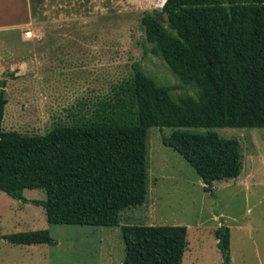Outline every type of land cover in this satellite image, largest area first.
Listing matches in <instances>:
<instances>
[{
    "label": "trees",
    "instance_id": "1",
    "mask_svg": "<svg viewBox=\"0 0 264 264\" xmlns=\"http://www.w3.org/2000/svg\"><path fill=\"white\" fill-rule=\"evenodd\" d=\"M146 41L199 96L174 98L139 62L111 109L45 134L5 130L7 78L0 80V191L43 206L49 223L120 226L125 209L148 197L150 127H264V0H166L143 16ZM214 194V182L238 177L237 139L216 131L164 135ZM26 189H44L30 199ZM123 264H183L186 225H121ZM222 264H231V229L215 231ZM13 244H56L49 229L3 236Z\"/></svg>",
    "mask_w": 264,
    "mask_h": 264
},
{
    "label": "rangeland",
    "instance_id": "2",
    "mask_svg": "<svg viewBox=\"0 0 264 264\" xmlns=\"http://www.w3.org/2000/svg\"><path fill=\"white\" fill-rule=\"evenodd\" d=\"M166 0H30L32 30L0 34V80L7 78L5 130L45 134L58 125L91 122L111 109L120 84L133 78L139 62L174 98L199 96L162 54L146 41L143 16ZM11 39V40H10ZM183 130L216 131L237 139L242 172L214 182L206 191L194 167L163 142ZM147 146L148 197L125 209L123 224L186 225L189 249L183 264H222L215 231L231 229V264H264V127H150ZM30 199H46L44 189H26ZM120 226L49 223L45 208L0 191V264H120L125 241ZM49 229L56 244H13L3 236Z\"/></svg>",
    "mask_w": 264,
    "mask_h": 264
},
{
    "label": "crops",
    "instance_id": "3",
    "mask_svg": "<svg viewBox=\"0 0 264 264\" xmlns=\"http://www.w3.org/2000/svg\"><path fill=\"white\" fill-rule=\"evenodd\" d=\"M29 2L30 0H0V34L19 33L21 41L25 43L33 38H28L25 35L24 27L30 22L22 20L24 16H30ZM1 51L0 49V55ZM123 261L120 264H123Z\"/></svg>",
    "mask_w": 264,
    "mask_h": 264
},
{
    "label": "built area",
    "instance_id": "4",
    "mask_svg": "<svg viewBox=\"0 0 264 264\" xmlns=\"http://www.w3.org/2000/svg\"><path fill=\"white\" fill-rule=\"evenodd\" d=\"M25 35H26V37H28V38H32V37H33V32H32V30H28V31H26V32H25Z\"/></svg>",
    "mask_w": 264,
    "mask_h": 264
}]
</instances>
